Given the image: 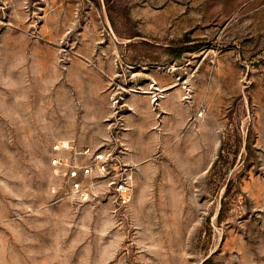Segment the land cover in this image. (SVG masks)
I'll use <instances>...</instances> for the list:
<instances>
[{"label":"rangeland","instance_id":"374dc122","mask_svg":"<svg viewBox=\"0 0 264 264\" xmlns=\"http://www.w3.org/2000/svg\"><path fill=\"white\" fill-rule=\"evenodd\" d=\"M0 264H264V0H0Z\"/></svg>","mask_w":264,"mask_h":264},{"label":"built area","instance_id":"2783aa9c","mask_svg":"<svg viewBox=\"0 0 264 264\" xmlns=\"http://www.w3.org/2000/svg\"><path fill=\"white\" fill-rule=\"evenodd\" d=\"M64 149H71L75 154L87 159L86 163L77 164L57 154L51 161V164L61 168L67 177L69 188L66 194L73 205L82 204L91 198L94 194L91 181L100 177L107 178L119 208L127 207L131 203L134 193V168L123 160L120 153L91 147L77 151L68 143H57L54 147L56 152Z\"/></svg>","mask_w":264,"mask_h":264},{"label":"crops","instance_id":"0c3cea01","mask_svg":"<svg viewBox=\"0 0 264 264\" xmlns=\"http://www.w3.org/2000/svg\"><path fill=\"white\" fill-rule=\"evenodd\" d=\"M176 91H177V90H176ZM176 91H171V92L167 93L165 99L167 98L168 101H164V102H163L165 106H166V105H167V106H170V104H168V103H169V99H170L171 97H173V96L176 95ZM177 92H178V91H177ZM167 96H168V97H167ZM128 164H129V165H132V164H130L129 162H128Z\"/></svg>","mask_w":264,"mask_h":264},{"label":"trees","instance_id":"16d2710c","mask_svg":"<svg viewBox=\"0 0 264 264\" xmlns=\"http://www.w3.org/2000/svg\"><path fill=\"white\" fill-rule=\"evenodd\" d=\"M183 46H185V45H183ZM261 54L260 55L253 56L251 58V62L250 63L253 64V65L259 64V62H260L259 60L261 58ZM262 56H263V54H262Z\"/></svg>","mask_w":264,"mask_h":264}]
</instances>
